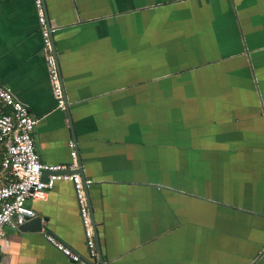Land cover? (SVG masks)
<instances>
[{"label":"crops","instance_id":"0c3cea01","mask_svg":"<svg viewBox=\"0 0 264 264\" xmlns=\"http://www.w3.org/2000/svg\"><path fill=\"white\" fill-rule=\"evenodd\" d=\"M44 4L67 110L32 0H0V85L41 161L76 143L99 264H264V0ZM29 205L41 227L6 228L0 264H82L44 232L90 264L71 181Z\"/></svg>","mask_w":264,"mask_h":264},{"label":"built area","instance_id":"2783aa9c","mask_svg":"<svg viewBox=\"0 0 264 264\" xmlns=\"http://www.w3.org/2000/svg\"><path fill=\"white\" fill-rule=\"evenodd\" d=\"M42 38V50L47 76L56 107L65 109L62 80L53 53L51 36L56 29L48 23L43 0H32ZM37 119L26 104L16 98L12 89L0 85V244L6 228L17 229L36 216L29 205L32 199H43L58 180L71 181L82 224L87 258L90 264H99V253L94 223L89 210L87 188L92 179L78 171L75 142L69 140L70 162L48 164L40 160L35 150L33 130ZM46 173V178H42ZM45 239L73 262L85 264V260L69 246L48 232Z\"/></svg>","mask_w":264,"mask_h":264},{"label":"water","instance_id":"95a60500","mask_svg":"<svg viewBox=\"0 0 264 264\" xmlns=\"http://www.w3.org/2000/svg\"><path fill=\"white\" fill-rule=\"evenodd\" d=\"M43 3H44V0H43ZM45 5V4H44ZM45 7V6H44ZM49 23V22H48ZM51 39H52V47H53V53H54V56H55V59H56V63H57V66H58V68H59V62H58V57H57V53H56V49H55V46H54V40H53V34H52V36H51ZM59 72H60V68H59ZM63 91H64V89H63ZM64 98H65V93H64ZM66 99V98H65ZM67 101L65 100V109H64V111L65 110H67ZM75 147H76V150H77V145H76V143H75ZM77 156H79L78 155V150H77ZM78 166H79V171H81L80 169H81V162L79 161V159H78ZM80 173V172H79ZM45 174L46 173H43V176H42V178H46V176H45ZM93 223H94V221H93ZM41 218H40V216H34L33 218H31L30 220H28V221H26L24 224H22L21 226H20V228H29V229H40V227H41ZM94 232H95V236H96V230H95V224H94ZM103 261V260H102ZM101 264H103V263H101Z\"/></svg>","mask_w":264,"mask_h":264},{"label":"trees","instance_id":"16d2710c","mask_svg":"<svg viewBox=\"0 0 264 264\" xmlns=\"http://www.w3.org/2000/svg\"><path fill=\"white\" fill-rule=\"evenodd\" d=\"M1 157H2V153L0 152V166H1Z\"/></svg>","mask_w":264,"mask_h":264}]
</instances>
